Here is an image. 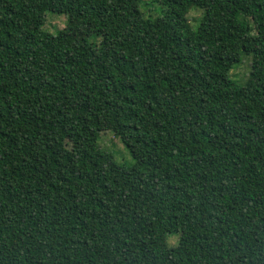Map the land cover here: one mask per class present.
I'll return each mask as SVG.
<instances>
[{
    "label": "trees",
    "instance_id": "obj_1",
    "mask_svg": "<svg viewBox=\"0 0 264 264\" xmlns=\"http://www.w3.org/2000/svg\"><path fill=\"white\" fill-rule=\"evenodd\" d=\"M157 2L0 0V264H264V0Z\"/></svg>",
    "mask_w": 264,
    "mask_h": 264
},
{
    "label": "rangeland",
    "instance_id": "obj_2",
    "mask_svg": "<svg viewBox=\"0 0 264 264\" xmlns=\"http://www.w3.org/2000/svg\"><path fill=\"white\" fill-rule=\"evenodd\" d=\"M137 4L140 5V10L151 17H156L161 15L163 8L159 6L157 0H136ZM200 12L196 10H189L186 17L188 23L192 29H196L198 25V18L200 17ZM66 17L64 15H58L51 12L45 14V23L43 28L49 32L55 33L57 30H63L68 27ZM88 29H90L88 27ZM247 60L234 68L229 72L230 77L234 80H241L245 72L247 71L246 65ZM98 145L102 150H105L112 154L114 161L120 165L128 167L134 163L128 150L124 147L122 142L117 138L111 131H101ZM170 244H174L176 241L175 236H170L168 238Z\"/></svg>",
    "mask_w": 264,
    "mask_h": 264
}]
</instances>
